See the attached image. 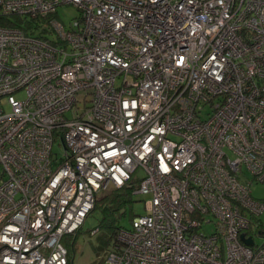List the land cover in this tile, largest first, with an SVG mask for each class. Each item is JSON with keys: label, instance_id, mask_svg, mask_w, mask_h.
I'll list each match as a JSON object with an SVG mask.
<instances>
[{"label": "built area", "instance_id": "obj_1", "mask_svg": "<svg viewBox=\"0 0 264 264\" xmlns=\"http://www.w3.org/2000/svg\"><path fill=\"white\" fill-rule=\"evenodd\" d=\"M61 4L79 15L51 41L0 25V264H68L63 238L138 168L146 213L106 262L264 264V0H0V17Z\"/></svg>", "mask_w": 264, "mask_h": 264}, {"label": "rangeland", "instance_id": "obj_2", "mask_svg": "<svg viewBox=\"0 0 264 264\" xmlns=\"http://www.w3.org/2000/svg\"><path fill=\"white\" fill-rule=\"evenodd\" d=\"M79 15L78 9L72 4H61L57 7L54 14V18L63 23L66 27L69 26L70 22ZM14 96L18 100H23L25 94L23 91L14 93ZM4 111L8 112L10 108L7 105H3ZM66 116H71V113H66ZM53 152L59 157L63 153V145L60 139H56L53 145ZM244 178L250 180V175L243 169ZM134 180L138 182L143 177V171L138 168L133 174ZM251 195L253 198L264 201V183L253 182L250 185ZM102 192L101 194H103ZM100 197V196H99ZM148 196L134 194L132 197L133 211L137 215H144L146 213L145 203L148 201ZM101 205L92 210L86 217L83 226L75 236H65L63 243L71 251V262L72 264H110L106 262V255L110 243L107 244V239L104 235V230L99 229L100 217H101ZM260 219L264 222V214L261 215ZM122 225L126 229L131 228V220L128 216L122 220ZM210 228V227H209ZM94 231V233H92ZM262 238L259 236L255 237V243L261 244ZM100 255V256H99ZM101 258L103 260H101Z\"/></svg>", "mask_w": 264, "mask_h": 264}, {"label": "trees", "instance_id": "obj_3", "mask_svg": "<svg viewBox=\"0 0 264 264\" xmlns=\"http://www.w3.org/2000/svg\"><path fill=\"white\" fill-rule=\"evenodd\" d=\"M51 18H54V14L44 18H29L23 15L11 14L1 16L0 25L5 27H16L22 30L27 36L51 41L53 40V31H51L48 24ZM136 187L137 181L132 179L122 188L111 189L109 192L103 193L95 203L93 210L97 207V205H101L99 229L102 228L104 230L107 244L110 243L108 252L118 242V231L119 229L124 228L122 225L123 218L128 216L132 221V219L137 215L134 213L132 206V197ZM67 249L69 252L68 264H72L70 258V251L72 249ZM101 260L103 259L101 258Z\"/></svg>", "mask_w": 264, "mask_h": 264}, {"label": "water", "instance_id": "obj_4", "mask_svg": "<svg viewBox=\"0 0 264 264\" xmlns=\"http://www.w3.org/2000/svg\"><path fill=\"white\" fill-rule=\"evenodd\" d=\"M240 239L243 241V243L250 245L252 243L251 238H245L244 234H241Z\"/></svg>", "mask_w": 264, "mask_h": 264}]
</instances>
